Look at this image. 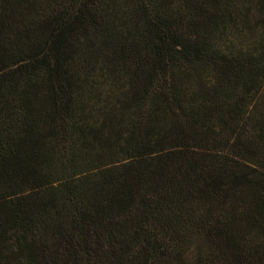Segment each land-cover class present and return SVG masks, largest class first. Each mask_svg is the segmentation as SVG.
<instances>
[{"label":"trees","instance_id":"16d2710c","mask_svg":"<svg viewBox=\"0 0 264 264\" xmlns=\"http://www.w3.org/2000/svg\"><path fill=\"white\" fill-rule=\"evenodd\" d=\"M0 264H264V0H0Z\"/></svg>","mask_w":264,"mask_h":264},{"label":"rangeland","instance_id":"374dc122","mask_svg":"<svg viewBox=\"0 0 264 264\" xmlns=\"http://www.w3.org/2000/svg\"><path fill=\"white\" fill-rule=\"evenodd\" d=\"M232 40H234V39L232 38ZM252 41L254 42V39ZM246 42L247 41H245L244 39H239L237 44H238V46H243L244 44H246ZM94 66H97V65H94ZM101 67H102L101 65H98V67L95 68L96 72L94 73V75H93L91 70H87L86 72L90 76H94L93 77V81L96 82L97 84H100L102 86V89L105 88V87L106 88H111L112 84H107V83L113 82V80H110V78L108 77L109 70L108 69H104V68L101 69ZM110 77H112V76H110ZM114 83H115V81H114ZM190 253H192V249H190Z\"/></svg>","mask_w":264,"mask_h":264}]
</instances>
